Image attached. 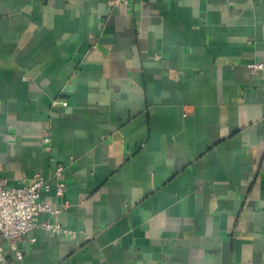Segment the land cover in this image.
<instances>
[{"label":"crops","instance_id":"0c3cea01","mask_svg":"<svg viewBox=\"0 0 264 264\" xmlns=\"http://www.w3.org/2000/svg\"><path fill=\"white\" fill-rule=\"evenodd\" d=\"M256 62L264 0H0L1 174L75 231L7 264H264Z\"/></svg>","mask_w":264,"mask_h":264},{"label":"built area","instance_id":"2783aa9c","mask_svg":"<svg viewBox=\"0 0 264 264\" xmlns=\"http://www.w3.org/2000/svg\"><path fill=\"white\" fill-rule=\"evenodd\" d=\"M111 7L126 6L128 0H106ZM248 69L252 73H257L264 69V63H250ZM65 105L66 102L62 101ZM50 138L44 135L42 138L43 149L48 152ZM62 166L57 165L55 174L60 175ZM65 184L59 182L55 188V194H63ZM49 190V183L40 175L36 174L29 183L14 187L7 185V179L1 174L0 169V241L6 243L15 255L21 257V251L18 249L20 239L35 227H41L57 235L75 236V231L63 227L57 220L59 210L51 205L50 202L40 198L41 192ZM47 213L49 218L39 221V215ZM0 262L7 264L3 253V245L0 242ZM246 264H253L247 262Z\"/></svg>","mask_w":264,"mask_h":264}]
</instances>
